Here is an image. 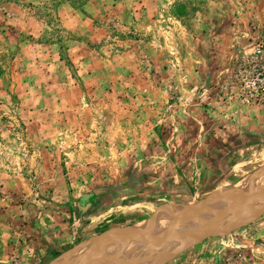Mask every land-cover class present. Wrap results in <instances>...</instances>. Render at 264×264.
Returning a JSON list of instances; mask_svg holds the SVG:
<instances>
[{
	"label": "rangeland",
	"instance_id": "374dc122",
	"mask_svg": "<svg viewBox=\"0 0 264 264\" xmlns=\"http://www.w3.org/2000/svg\"><path fill=\"white\" fill-rule=\"evenodd\" d=\"M0 264H264V0H0Z\"/></svg>",
	"mask_w": 264,
	"mask_h": 264
},
{
	"label": "crops",
	"instance_id": "0c3cea01",
	"mask_svg": "<svg viewBox=\"0 0 264 264\" xmlns=\"http://www.w3.org/2000/svg\"><path fill=\"white\" fill-rule=\"evenodd\" d=\"M123 201H124V200H123ZM123 201H121V202L123 203ZM128 206H130V205H123V206L120 205V206H119V209H124V208H126V207H128ZM87 224H88V223H86V225H87ZM87 231H89V230H86V232H87ZM86 232H84V233H86Z\"/></svg>",
	"mask_w": 264,
	"mask_h": 264
},
{
	"label": "trees",
	"instance_id": "16d2710c",
	"mask_svg": "<svg viewBox=\"0 0 264 264\" xmlns=\"http://www.w3.org/2000/svg\"><path fill=\"white\" fill-rule=\"evenodd\" d=\"M78 199H79V203H80V204L87 203V202H85V201L88 200L87 198H86V199H83L82 197H79Z\"/></svg>",
	"mask_w": 264,
	"mask_h": 264
},
{
	"label": "built area",
	"instance_id": "2783aa9c",
	"mask_svg": "<svg viewBox=\"0 0 264 264\" xmlns=\"http://www.w3.org/2000/svg\"><path fill=\"white\" fill-rule=\"evenodd\" d=\"M258 46V45H257ZM256 57H260V55H255Z\"/></svg>",
	"mask_w": 264,
	"mask_h": 264
},
{
	"label": "bare ground",
	"instance_id": "6f19581e",
	"mask_svg": "<svg viewBox=\"0 0 264 264\" xmlns=\"http://www.w3.org/2000/svg\"><path fill=\"white\" fill-rule=\"evenodd\" d=\"M185 231H187V230H185ZM189 231V230H188Z\"/></svg>",
	"mask_w": 264,
	"mask_h": 264
}]
</instances>
